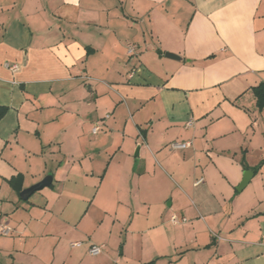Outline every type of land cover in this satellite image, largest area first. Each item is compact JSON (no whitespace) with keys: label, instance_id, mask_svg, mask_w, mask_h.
<instances>
[{"label":"crops","instance_id":"1","mask_svg":"<svg viewBox=\"0 0 264 264\" xmlns=\"http://www.w3.org/2000/svg\"><path fill=\"white\" fill-rule=\"evenodd\" d=\"M261 83L264 0H0V264H264Z\"/></svg>","mask_w":264,"mask_h":264},{"label":"built area","instance_id":"2","mask_svg":"<svg viewBox=\"0 0 264 264\" xmlns=\"http://www.w3.org/2000/svg\"><path fill=\"white\" fill-rule=\"evenodd\" d=\"M135 49H136V46L135 45H130L129 46V53L130 54L131 53H134L135 52ZM5 66L8 67L9 69L13 70V71H17L20 68V65L18 63L6 62L5 63ZM109 117H110V115L108 114V115H106V117L104 119L109 118ZM104 119L101 120L100 122H98L94 126V128H93V131L94 132H97L100 129H102V126L104 124ZM191 124H192V120H189L187 122V125H191ZM190 144H191V142H189V141H187V142H175V143L172 144V148H174V149H177V148H186V147L190 146ZM171 219H172V221L174 223L184 222V221L187 220L186 217H178L177 215H173L171 217ZM8 230H9V228L6 225H1L0 226V232H2V233H8ZM76 244H79V243H76ZM103 248H104V245L103 244H101V245H92L90 247V249H89V252L92 255H98V254H100L102 252Z\"/></svg>","mask_w":264,"mask_h":264},{"label":"water","instance_id":"3","mask_svg":"<svg viewBox=\"0 0 264 264\" xmlns=\"http://www.w3.org/2000/svg\"><path fill=\"white\" fill-rule=\"evenodd\" d=\"M165 54L168 57H172V58H176V59L180 58V56L175 54V53L166 52ZM253 174H254V172L252 170L245 171L244 178L241 181V183L239 184L238 190H242L247 186V184L250 182V179L252 178ZM51 181H52L51 178L46 177L45 179H43L39 183H37V184H35L29 188L24 189L21 192V197L23 199H28L35 191L40 190V189L44 188L45 186L50 185Z\"/></svg>","mask_w":264,"mask_h":264},{"label":"trees","instance_id":"4","mask_svg":"<svg viewBox=\"0 0 264 264\" xmlns=\"http://www.w3.org/2000/svg\"><path fill=\"white\" fill-rule=\"evenodd\" d=\"M253 90L257 97V104L262 108L264 106V83L255 86ZM7 109L6 106H0V119L5 115Z\"/></svg>","mask_w":264,"mask_h":264}]
</instances>
